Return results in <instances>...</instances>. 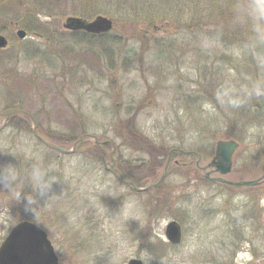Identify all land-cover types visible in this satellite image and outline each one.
<instances>
[{"label": "rangeland", "instance_id": "obj_1", "mask_svg": "<svg viewBox=\"0 0 264 264\" xmlns=\"http://www.w3.org/2000/svg\"><path fill=\"white\" fill-rule=\"evenodd\" d=\"M58 3L59 12L72 11L65 0ZM103 5L111 15L101 12L91 20L112 21L108 38L77 41L63 27L68 17L81 18L73 13L41 17L37 31L15 26L0 32L9 40L0 52V115L22 109L49 138L88 135L109 142L105 163L91 149L102 144L90 137L72 154L53 155L37 142L30 120L26 126L0 116V163L12 161L21 171L39 165L60 181L53 186L59 199L29 216L42 225L59 264H127L142 260L144 250L152 254L149 264H264V182L249 188L211 185L201 170L217 142L235 141L225 178L243 182L263 175L264 114L254 111L251 120L239 112L246 100L264 99L263 61L254 54L248 65L249 53L235 42L132 21ZM2 24L0 19V30ZM18 30L27 33L24 40L17 38ZM197 47L207 59L194 52ZM134 114L138 134L169 149L159 164L147 152L137 154L116 130ZM182 152L198 153L200 160ZM121 170L138 183L124 179ZM119 176L139 190L157 186L135 191ZM140 177L147 180L139 182ZM26 216L0 191V244ZM170 221L182 228L179 245L165 239Z\"/></svg>", "mask_w": 264, "mask_h": 264}, {"label": "trees", "instance_id": "obj_2", "mask_svg": "<svg viewBox=\"0 0 264 264\" xmlns=\"http://www.w3.org/2000/svg\"><path fill=\"white\" fill-rule=\"evenodd\" d=\"M65 1L72 7L71 12L65 13V10L59 12V0H3L0 2V19H2V26H4L5 29H1L0 32H4L6 27L14 28L15 26L20 28L23 27L28 31H37L41 26L40 18L44 16L46 18H55L64 16L68 13H73L83 19L91 20L94 15L101 12L111 15V11L109 9L103 8V4H106L108 6H113L114 13L126 16L132 21L149 24L160 22L162 24L175 25L177 29L180 30V33L192 35L196 38L204 37V39H211L222 44L235 42L234 44L238 45L243 52L249 53V58L244 56L246 58V64L249 65L254 54H256L264 63V15H256L252 8L253 5L264 4V0ZM81 6L83 7L81 8ZM91 8L93 10H91ZM139 31H141V29ZM71 34L77 41H86L87 39L96 40L97 37L108 38V34L97 36L89 35L84 32H71ZM157 44L159 43L157 42ZM200 51L203 52L201 48L197 47L194 52L198 56H202L207 59L208 57L203 54L204 52L201 53ZM0 52H3V50H0ZM223 59L227 61L226 56H224ZM213 62H215L214 65H216V61ZM0 64H2L1 61ZM243 66L244 70L247 71V67H245V65ZM260 100V102H253L251 104H246L247 100L243 102V107L239 110L240 114L246 116L245 118L247 119L248 116L251 115V120L252 116L255 118L254 111L258 112L259 115H262V113L264 114V99L261 97ZM248 101H250V99H248ZM140 104L137 106L140 107ZM135 115L136 114L128 120H121L117 125L116 130H118L120 134L123 132V136L128 140L129 147H132L137 154H146L147 152L151 155L150 161L154 164H159L160 159L167 156L169 149L166 147H155L151 143L148 144L135 129ZM14 119L22 122L21 124L26 126L29 122L26 117L20 115H13L10 120ZM73 132L74 131H72V133ZM39 134L42 135L40 132ZM42 136L53 144L61 147H67L70 144L72 145L78 138L75 135H68L62 138H57L56 136L50 138L44 135ZM37 142L39 141L37 140ZM80 145L81 144L78 146ZM92 145V151L99 153L100 162L104 161L103 163H105L107 154L106 152H103V149L107 145ZM48 150L50 154H57L56 151L50 149ZM173 150L175 151L176 149ZM121 173L127 181H132L136 184L138 183V181H135L137 180L135 177L130 176L129 171L125 174L121 170ZM146 180L147 179L145 177L139 178V182H145ZM202 180L204 179L202 178ZM59 183L60 181L57 178V187L59 186ZM205 183L211 185L215 184L207 181H205ZM24 220L32 221L36 225L42 227L38 221H34L29 215L19 219L18 221ZM162 246L166 247L168 245L162 243Z\"/></svg>", "mask_w": 264, "mask_h": 264}, {"label": "water", "instance_id": "obj_3", "mask_svg": "<svg viewBox=\"0 0 264 264\" xmlns=\"http://www.w3.org/2000/svg\"><path fill=\"white\" fill-rule=\"evenodd\" d=\"M63 27L64 29L69 31H84L88 34H105L109 33L112 30L113 24L110 19L102 16H98L90 22H87L81 18L68 17L65 20ZM16 36L22 40L26 38V32L23 30H18ZM7 47V39L3 35H0V49L4 50ZM12 114L26 115V113L23 111L12 109L1 114V116L8 117ZM32 122L33 135L35 136V138L47 148L62 154L74 153L77 145L80 144L87 137H90L95 140L96 144L104 145L109 143L107 141L98 142L96 137L93 136L81 135L78 140L73 144L72 149L66 150L62 147L56 146L48 142L43 137H41L37 132L38 126L36 122L33 119ZM237 147L238 144L235 141L217 142L215 146V153L211 162L203 168L204 171L209 170V172L205 173L204 176L207 180L231 187H257L262 182H264V172L259 179L252 181L232 182L224 178L231 173L232 157ZM114 150L115 149L113 146V151L110 154L111 158L115 152ZM182 154L191 157H196L198 160H200V155H198L197 153L182 152ZM114 163L115 160L112 158V164L114 165ZM169 163L170 155L165 165L162 177L160 178L157 184H160L163 181ZM198 163L199 161L197 162V165ZM212 173L218 174L219 176L212 178L210 177ZM119 177L122 183L129 184L133 187L135 191H145L151 188H155L157 186V184H153L143 190H139L133 184L122 179L121 176ZM164 235L166 240L170 244H179L182 239L181 226L176 221H170L165 227ZM0 264H59V260L55 254L51 242L48 240L47 234L40 227L36 226L32 222L21 221L13 226L6 238L0 244ZM127 264H142V262L139 259H130Z\"/></svg>", "mask_w": 264, "mask_h": 264}, {"label": "clouds", "instance_id": "obj_4", "mask_svg": "<svg viewBox=\"0 0 264 264\" xmlns=\"http://www.w3.org/2000/svg\"><path fill=\"white\" fill-rule=\"evenodd\" d=\"M256 15H264V4L252 6ZM57 180L49 169L34 165L21 171L12 161L0 163V191L10 194L14 202L27 215H34L42 206L59 199V193L53 191ZM26 187L29 189L26 191ZM142 264L153 259L147 250L141 251Z\"/></svg>", "mask_w": 264, "mask_h": 264}, {"label": "flooded vegetation", "instance_id": "obj_5", "mask_svg": "<svg viewBox=\"0 0 264 264\" xmlns=\"http://www.w3.org/2000/svg\"><path fill=\"white\" fill-rule=\"evenodd\" d=\"M197 162V161H196Z\"/></svg>", "mask_w": 264, "mask_h": 264}]
</instances>
